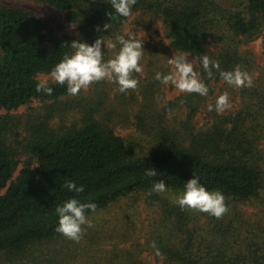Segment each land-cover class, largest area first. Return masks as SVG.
<instances>
[{
    "label": "trees",
    "instance_id": "16d2710c",
    "mask_svg": "<svg viewBox=\"0 0 264 264\" xmlns=\"http://www.w3.org/2000/svg\"><path fill=\"white\" fill-rule=\"evenodd\" d=\"M39 1L63 11L78 35H58L54 24L35 11L0 2V110L10 112L35 99L45 104L41 112L30 114L24 123L9 115L0 117L1 264H67L68 257L50 253L45 246L63 237L55 232V208L73 196L82 202H94L97 212L124 197L149 191L155 180H163L169 190L181 191L185 181L196 175L209 190L221 191L229 206L262 199L264 65L261 67L252 52L242 46L263 37L264 47V0H241L229 6L218 0H137L132 14L148 12L161 19L171 48L196 61V70L209 87L207 97L182 93L172 100L162 103L159 98L157 102L153 92L159 91L162 83L154 79L156 71H151L147 81L150 92L143 95L133 115V124L145 139L117 134V125L127 124L129 118L125 111L119 113L111 103L108 105L106 93L75 102L72 110L77 115L68 122L62 106L50 108L47 103L70 98L66 86L50 82L51 95L35 90L39 75L48 74L63 55L71 52L67 45L73 39L92 43L101 36L108 41L121 33L130 17H116L107 0ZM109 12L115 18L110 19ZM105 24L108 29L103 27ZM102 50L104 58H110L106 46L102 45ZM144 50L143 57L148 49ZM203 55L217 61L221 71L239 67L252 77L253 86H229L215 69L208 78L199 65ZM257 71L259 75L255 76ZM134 75L139 80L138 90L142 80L139 74ZM219 84L230 88L234 99L241 98L238 108L222 113L214 108L208 110L219 96ZM135 90H128L130 96H116L124 108L136 100ZM57 112L60 123L53 126ZM200 114L204 116L202 125L195 120ZM148 167L155 168L158 175L146 177ZM67 180L83 185L84 191H68L63 187ZM147 202L160 205L165 213L172 206L169 199L154 192ZM198 214L206 215L209 223L222 222L221 218H209L207 213ZM177 216L179 223L193 219V213L183 209ZM204 241L193 251L190 237L184 251H170L168 261L247 264L243 260L249 257L244 253L203 250ZM248 251L252 257L251 247ZM133 257L128 255L129 259Z\"/></svg>",
    "mask_w": 264,
    "mask_h": 264
},
{
    "label": "rangeland",
    "instance_id": "374dc122",
    "mask_svg": "<svg viewBox=\"0 0 264 264\" xmlns=\"http://www.w3.org/2000/svg\"><path fill=\"white\" fill-rule=\"evenodd\" d=\"M240 1L218 0L220 4L225 6L232 3L234 5L239 4ZM0 2L9 6H19L35 11L54 24L58 35L70 34L75 38L78 35L76 26L65 19L63 11L39 0H0ZM165 28V24L157 16L138 11L130 16L122 26L121 33L117 34L118 36L132 32L141 36L143 37V47L148 49L140 61L143 66V73L139 74L142 84L140 89L135 90L137 97L130 106L124 108L118 102L116 96L120 92L116 84L102 80L99 81L98 85L96 82L87 89H82L76 96L48 101L49 107L62 106L64 116L68 119V122H71L73 116L77 115V112L72 110L75 102L106 93L108 105L111 103L112 108L119 113L125 111L129 118V120L126 119L127 117L125 118L128 121L127 124L117 125V134L122 138H131L132 136L133 138L145 139L133 124L135 121L133 115L137 113L138 107L143 101V95L149 94L146 91L150 92L149 87H147L149 73L167 69L170 71L171 66L168 64V60L174 55L183 54L171 48V41ZM116 37L109 40L115 42ZM118 47L119 45H117L116 50H118ZM242 48L251 51L257 63L263 67V37L248 42ZM116 50L107 48L109 57L113 56ZM149 52L154 53L155 56H151ZM1 55L2 50L0 48ZM187 56V59L192 60L196 66V61L191 56ZM47 75L41 74L38 78H45ZM257 75H259L258 71L255 72V76ZM105 83L108 85L106 86ZM143 83H145V86ZM141 90H143V93ZM129 91L125 93L128 96L131 95ZM225 92H227L231 104V107L226 110L238 108L242 102L241 98L236 97L234 99L233 91L225 85L219 84L217 94L221 95ZM153 94L156 96L157 102L161 98L163 103V101L172 100L182 93L169 83L168 85L162 84L160 90L154 91ZM43 106H45L44 103L35 99L30 104L10 112L0 110V117L3 118L9 115L14 118V121L21 120L24 123L29 119L30 114L41 112ZM100 112H102V109H100ZM203 117L201 114L196 117L195 120L198 125L204 123ZM59 123L60 113L57 112L52 125L56 126ZM25 157L23 159H26ZM20 168L21 165L13 178H16ZM148 192H139L124 197L109 207L90 214L89 217L93 221V227L86 228L79 242L69 240L63 236L47 244L45 246L46 250L54 254L58 252L62 257H68L67 264H177L173 260L168 261L170 251H184L186 242L192 237L193 251H197L199 249L198 243L205 240L202 244L205 245L202 247L203 250L210 252L228 250L231 253H244L249 257V259L243 260L248 261L247 264H264V192L262 193V199L255 200L253 203L244 204L240 202L238 204L234 203V206H229L228 200L225 199L228 211L220 217L222 222L219 223H209L210 221L206 215L198 214L201 212L183 209L188 210L189 214L193 213L192 220H181L185 227L183 223L177 221L178 210H181V208L174 203V199L179 191L169 190L168 193L160 194L163 199H169L172 205L166 213V209H162L160 205L148 204ZM227 213L228 216H226ZM207 215L209 218H215L209 214ZM226 228L232 229V231H228L231 233L226 232L228 230ZM250 247L254 251L252 257L249 256L248 248ZM129 254H134L133 259L128 258Z\"/></svg>",
    "mask_w": 264,
    "mask_h": 264
},
{
    "label": "clouds",
    "instance_id": "9594fccd",
    "mask_svg": "<svg viewBox=\"0 0 264 264\" xmlns=\"http://www.w3.org/2000/svg\"><path fill=\"white\" fill-rule=\"evenodd\" d=\"M107 2L111 5L116 17L127 18L132 15L133 6L137 0H107ZM108 15L110 19L115 18L110 12ZM103 27L108 29L107 24ZM97 30L99 31V28ZM102 45L103 48L106 46L114 50L117 49V45L119 47L113 56L105 59ZM67 46L70 47L71 52L63 55L51 68L47 77L38 79L35 84L37 93L51 95L53 87L50 86V82L66 86V92L71 96L78 95L82 89H87L93 83L102 80L116 84L120 93L137 89L139 80L134 74L143 73V66L140 63L145 51L143 37L128 32L125 35H118L115 42L105 41L99 36L92 43L73 39ZM187 57L185 54L174 55L168 60L171 70L167 73L156 71L154 79L164 85L171 83L180 93H195L207 97L209 87L200 78L194 62L189 61ZM199 65L208 78H212L215 69L229 86L235 88L253 86L252 77L239 67L230 71H221L219 63L210 60L207 55L199 58ZM230 107L229 97L225 92L216 98L214 106L208 105V110L212 111L214 108L217 113H222ZM144 175L153 178L158 175V172L155 168L148 167ZM63 187L77 194L84 191L83 185H78L72 180L65 181ZM153 192L165 194L169 192V189L163 180H155L147 194L151 195ZM174 203L181 209L207 213L216 218H220L228 211L224 194L219 190L206 188L196 175L185 181L183 189L176 194ZM96 209L97 205L92 201L82 202L75 196L66 199L55 208L58 217L55 232L69 240L79 242L86 228L93 227V221L88 213H94Z\"/></svg>",
    "mask_w": 264,
    "mask_h": 264
}]
</instances>
